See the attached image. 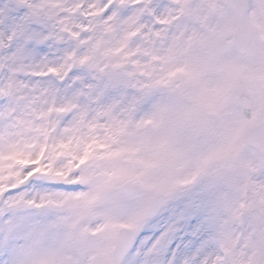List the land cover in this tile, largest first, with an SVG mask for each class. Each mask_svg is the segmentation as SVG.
<instances>
[{"label": "snow or ice", "instance_id": "snow-or-ice-1", "mask_svg": "<svg viewBox=\"0 0 264 264\" xmlns=\"http://www.w3.org/2000/svg\"><path fill=\"white\" fill-rule=\"evenodd\" d=\"M0 264H264V0H0Z\"/></svg>", "mask_w": 264, "mask_h": 264}]
</instances>
